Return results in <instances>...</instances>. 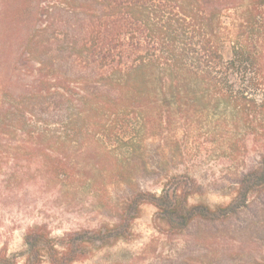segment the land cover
<instances>
[{
    "label": "trees",
    "instance_id": "1",
    "mask_svg": "<svg viewBox=\"0 0 264 264\" xmlns=\"http://www.w3.org/2000/svg\"><path fill=\"white\" fill-rule=\"evenodd\" d=\"M262 43L264 0H0V187L37 176L73 187L106 175L121 181L128 164L92 166L88 149L126 143L134 153L138 134L187 128L208 103L258 124L264 104L235 89L231 75L246 71ZM195 186L179 178L159 194L138 191L120 222L69 235L61 248L46 226L28 228L22 264H73L85 243L126 238L143 203L172 233L196 218L226 219L264 190V153L227 205L190 204ZM0 264L18 262L3 248Z\"/></svg>",
    "mask_w": 264,
    "mask_h": 264
},
{
    "label": "rangeland",
    "instance_id": "2",
    "mask_svg": "<svg viewBox=\"0 0 264 264\" xmlns=\"http://www.w3.org/2000/svg\"><path fill=\"white\" fill-rule=\"evenodd\" d=\"M224 20L231 25V18ZM231 46L230 39L222 47L225 60L233 56ZM231 77L235 89L243 88L264 104V43L255 49L246 71H234ZM207 106L187 128L138 134L134 153L126 143L123 148L109 143L107 149H88L92 166L105 170L115 157L128 164L130 171L121 181L105 174L73 187L37 176L11 189L1 186L0 249L6 248L22 264L28 228L46 226L61 248L69 235L112 227L126 216L134 193L159 194L168 179L194 180L190 204H229L242 176L258 166L264 153V117L256 124L225 103ZM130 136L123 135L124 141ZM35 168L31 166L32 171ZM82 248L84 258L73 264H264V190L252 193L249 204L236 214L215 221L196 218L180 233L170 232L158 221L156 207L143 203L126 238L85 243ZM42 264L50 263L45 258Z\"/></svg>",
    "mask_w": 264,
    "mask_h": 264
}]
</instances>
